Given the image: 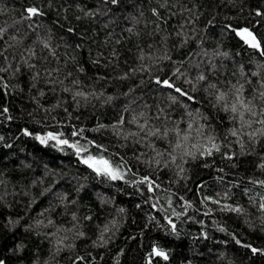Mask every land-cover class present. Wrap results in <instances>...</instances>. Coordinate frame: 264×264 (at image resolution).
I'll use <instances>...</instances> for the list:
<instances>
[{
	"label": "trees",
	"instance_id": "trees-1",
	"mask_svg": "<svg viewBox=\"0 0 264 264\" xmlns=\"http://www.w3.org/2000/svg\"><path fill=\"white\" fill-rule=\"evenodd\" d=\"M29 7L43 15L25 19ZM257 10L264 12V0H0V28L6 29L0 38V67L7 68L0 72V260L145 264L158 246L169 259L157 257L153 264H264V256H253L233 239L264 249V213L258 208L264 187L252 183L264 180V136L247 135L264 125L243 129L242 149L230 135L239 122L215 106L219 91L229 93L231 101L229 90L240 84L257 110L264 106L259 96L264 67H258L264 57L230 30L247 27L264 43V16H256ZM165 53L170 59H159ZM201 73L204 81L196 79ZM157 77H171L194 101L179 97L173 103L170 95L178 94L157 85ZM76 91L87 99L77 97V104ZM140 111L150 127L177 129L181 137L187 133L189 151H195L193 144L206 143L208 135L220 151L206 157L197 153L195 159L180 150L169 155L174 132L164 140L124 139L140 131L128 123ZM197 112L204 119L197 117L199 123L189 131ZM121 116L120 135L111 127L99 128ZM200 124L203 135L195 131ZM73 126L84 129L85 139L70 136ZM24 129L63 132L81 144L95 140L107 148L106 157L124 158L127 174L116 181L97 177L72 149L42 145L25 136ZM143 176L153 181L152 192L136 182ZM223 204L239 206L243 213L221 210ZM168 218L176 225L174 233Z\"/></svg>",
	"mask_w": 264,
	"mask_h": 264
},
{
	"label": "snow or ice",
	"instance_id": "snow-or-ice-1",
	"mask_svg": "<svg viewBox=\"0 0 264 264\" xmlns=\"http://www.w3.org/2000/svg\"><path fill=\"white\" fill-rule=\"evenodd\" d=\"M108 0H105V3H107ZM118 0H111L112 4H116ZM27 12V16L25 19H33L34 17L43 15L42 11L36 7H29L25 9ZM86 15H93V13L88 12ZM153 15H156L159 17V13L156 11V9H153ZM256 16H264V12H261L259 10L255 13ZM230 27V26H229ZM231 31H233L244 45H246L248 48L255 50L259 53L260 56L264 57V43L258 38V36L249 28H230ZM6 31L4 28H0V38H2L3 33ZM69 32H72L73 29L69 28ZM131 31V29H129ZM177 35H181L180 33H177ZM14 39V37H13ZM43 47L48 49L50 46L47 42H42ZM52 50L50 49V52ZM54 54V53H53ZM0 55H3V51H0ZM6 59V57H5ZM140 59H144L143 53H141ZM159 59H170V57H167V54L165 53V56L159 57ZM96 61H94L95 63ZM258 67H264V65H258ZM83 71V69H80ZM142 70H147L146 68H143ZM7 71V68L0 67V72ZM18 71V70H17ZM133 72L136 71V69L132 70ZM179 70L177 69V72L173 73V75H177ZM258 73H253V75H257ZM38 73L33 76V79L38 78ZM71 73L69 72L67 76H70ZM49 76H51V73H49ZM66 76V78H67ZM127 74L125 76H122L121 79H126ZM100 79H103V77H100ZM198 81H204L206 79L205 75L203 73L199 74L196 78ZM52 83H56L55 80L51 81ZM157 85H159L162 88H167L172 90V92L178 94V95H170V99L173 101V103L178 102L179 97H184L187 101H194V97L190 95L187 91H185L183 88L177 86L175 82L171 79V77L166 79H161L159 77L155 78L154 81ZM191 83V81H188ZM59 83H63V81H59ZM73 84H79V81H73ZM6 87V85H4ZM209 88L216 89L215 84H209ZM243 84H240L239 87L236 85H232V89L229 91L234 96V99L229 101V93H226L224 91H219L218 94L215 95V106L220 107L222 111L224 112H230L231 116L230 119L233 121H238L240 124L239 128L233 127L230 130V135L237 138V142L240 143L241 148H244V144L240 141V137L245 135L243 129L244 128H250L253 123H258L260 125H264V106H260L257 110V106L253 104L252 100H248L243 96ZM261 88H264V84H261ZM54 90V89H53ZM194 90V87H193ZM64 92H71V89L68 87H65L63 89ZM45 93L43 91L40 92V95L43 96ZM91 95H96V93H91ZM100 95H103V93H100ZM260 99L264 100V91H260L259 93ZM77 97H83L87 99V96H85V93L82 91H76L73 94V100L76 101L78 104L79 101L76 100ZM99 98V97H97ZM113 98L111 96L107 97V101H111ZM58 106V105H57ZM125 111H128L126 108ZM163 111V109H161ZM4 112H7V109H4ZM246 114L250 119H246ZM189 116H193L192 113H188ZM204 119L200 116V114L197 112L195 116H193V121L188 124V130L191 131L194 127V124H198L199 120L197 119ZM10 118V117H9ZM159 118V117H157ZM254 118V119H252ZM143 121V122H141ZM128 123L135 124L136 127L139 128V132H132L128 135L124 136V139H128V136L138 137V139L135 141V143H140L143 140H146L148 138H156L160 140L168 139L169 133L174 132L175 133V143H172L169 141V146L171 147V155L172 153L177 152L178 150L181 151L182 156H190L193 159L196 158V154L199 153L201 157L206 156H212L214 152L220 151V145L215 142V137L208 135L206 137V143L204 144H193L191 147L195 149V151H189L186 142L189 140V135L185 133L181 137V132L177 129H168L164 128L163 130L159 127H150L148 118L145 116V113L143 111H140L138 113H135L131 120L128 121ZM125 124V118L121 116L120 120L117 121L115 124H112L110 126L106 125H99V128H106L111 127L113 129L114 134L120 135V128ZM197 135H203L204 131V125L200 124L199 127L195 129ZM84 132V129L80 128L77 129L73 126V129L70 133L71 137H80V139H85L83 137L82 133ZM259 133L260 135L264 136V128L257 129L255 132L247 133L250 138L254 139L256 133ZM23 134L25 136H32L37 141H39L42 145H49V143H52V146L58 147V150L63 151L64 148L72 149L74 154L79 158V161L81 164L85 165L88 169L91 170V172L95 173L97 177H103L111 181L116 180H124L125 175L127 172L125 171V165L126 162L124 161L123 157H120L119 160L113 161V159L108 156L106 157L103 155V153L107 152V148L103 144H98L95 140H87L85 144H81L79 140L72 142L69 138L65 137V134L63 132L55 133L52 131L47 132L46 134H34L30 132L28 129L23 130ZM2 139V137H0ZM92 148L97 149L95 153L91 151ZM158 156H162L163 153L157 151L156 153ZM142 155V154H141ZM139 159V157H136ZM226 159H233L234 157L229 154H225ZM176 157L173 155L172 160L175 161ZM159 163V161H157ZM207 166V165H206ZM260 168L264 169V163L260 164ZM127 171H131V169H127ZM183 171V169H181ZM137 183H143L146 184L148 191L152 192L153 189V181L148 176L141 177ZM254 184H259L261 187H264V180L261 181H252ZM156 187H159L156 185ZM248 190H246L247 192ZM224 198H228V194H224ZM204 200H211L212 203L220 204L219 200L212 199L211 197H204ZM253 202L254 198H253ZM155 207V205H153ZM188 207H191L189 204ZM259 211L264 213V195H261L260 202L258 204ZM221 210H226L228 212H233L237 214H242L243 209L239 206H233L230 204H223ZM122 211V210H121ZM207 214V213H205ZM174 215H179V213H175ZM75 219V217H73ZM168 224L170 225L171 231L174 233L176 230V225L173 223V221L168 218L167 219ZM39 223L42 222H38ZM52 221L49 220V224H51ZM223 230V229H221ZM78 235L83 236L84 233H78ZM233 239L235 242L240 245L241 247L247 248L250 250L251 254L253 256L256 255H262L264 256V249L256 248L252 246L251 244H245L240 239L233 236ZM101 244L104 243L103 234L100 237ZM161 258L164 261H167L169 259L168 253L163 250L162 248L158 246H153L151 248V251L147 254L145 264H153V261L155 258ZM83 257H78V260L83 261ZM0 264H5L3 260H0Z\"/></svg>",
	"mask_w": 264,
	"mask_h": 264
}]
</instances>
